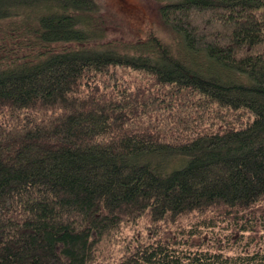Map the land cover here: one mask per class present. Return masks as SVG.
Instances as JSON below:
<instances>
[{"label":"trees","instance_id":"1","mask_svg":"<svg viewBox=\"0 0 264 264\" xmlns=\"http://www.w3.org/2000/svg\"><path fill=\"white\" fill-rule=\"evenodd\" d=\"M156 2L0 0V264H264V0Z\"/></svg>","mask_w":264,"mask_h":264},{"label":"rangeland","instance_id":"2","mask_svg":"<svg viewBox=\"0 0 264 264\" xmlns=\"http://www.w3.org/2000/svg\"><path fill=\"white\" fill-rule=\"evenodd\" d=\"M156 1L98 0L100 8L98 24L106 23V38L102 41L127 42L133 34H141L151 22H154L153 26H158L159 3Z\"/></svg>","mask_w":264,"mask_h":264}]
</instances>
